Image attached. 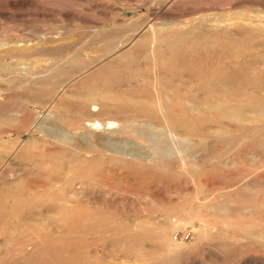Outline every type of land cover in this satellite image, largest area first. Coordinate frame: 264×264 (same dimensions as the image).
Masks as SVG:
<instances>
[{"label": "rangeland", "instance_id": "rangeland-1", "mask_svg": "<svg viewBox=\"0 0 264 264\" xmlns=\"http://www.w3.org/2000/svg\"><path fill=\"white\" fill-rule=\"evenodd\" d=\"M0 264H264V0H0Z\"/></svg>", "mask_w": 264, "mask_h": 264}, {"label": "bare ground", "instance_id": "bare-ground-1", "mask_svg": "<svg viewBox=\"0 0 264 264\" xmlns=\"http://www.w3.org/2000/svg\"><path fill=\"white\" fill-rule=\"evenodd\" d=\"M148 38V37H147ZM139 39V38H138ZM154 39V38H153ZM152 39V40H153ZM129 40V39H128ZM151 40V39H150ZM140 42V41H139ZM155 42V41H154ZM139 44V43H138ZM146 45V44H145ZM156 45V44H155ZM141 46H142V43H141ZM174 48H175V46H174ZM173 48V49H174ZM133 49V48H132ZM149 49H150V47H149ZM172 49V50H173ZM144 50L145 49H141L140 50V53H144V55H145V57H144V59H146L147 58V56H146V51L144 52ZM130 51V50H129ZM132 51H134V50H132ZM158 52H159V50H157ZM157 52V53H158ZM155 53V52H154ZM132 54V53H131ZM124 55V54H123ZM126 55V54H125ZM150 55H151V53H150ZM174 55V53H172L171 54V57ZM132 56V55H131ZM153 56V55H152ZM133 57V56H132ZM136 57V56H135ZM128 58V57H127ZM131 58V57H130ZM152 58V57H151ZM120 59V58H119ZM125 59V58H124ZM136 59H137V57H136ZM140 59V58H139ZM138 59V60H139ZM173 59V61L175 60V58H172ZM118 60V59H117ZM116 61V60H115ZM120 61V60H119ZM118 61V62H119ZM127 61V60H126ZM154 61V62H153ZM153 67L156 69L157 68V65H156V62H155V57L153 58ZM157 61V60H156ZM128 62V61H127ZM131 62H133V61H131ZM136 62V61H135ZM123 63V62H122ZM134 63V62H133ZM132 63V64H133ZM149 62L146 60L145 61V64L146 65H149L148 64ZM129 64V63H128ZM109 65V64H108ZM142 65H144V64H142ZM173 65H175V63H171V65L169 66L170 68H172L173 67ZM56 66V65H55ZM58 67V66H57ZM131 67V66H130ZM134 67H136V65L134 66ZM152 67V68H153ZM113 68V67H112ZM111 68V69H112ZM116 68V67H115ZM64 69V68H63ZM151 69V68H150ZM59 70V69H58ZM126 70V69H125ZM124 70V71H125ZM129 70V69H128ZM61 71V70H60ZM151 71V70H150ZM75 72V71H74ZM149 72V71H148ZM132 73V72H131ZM138 73V72H137ZM115 74L116 75H118V73H117V71L116 72H114V73H112L111 75H113V76H115ZM139 74V73H138ZM154 74V73H153ZM61 75V74H60ZM137 75V74H136ZM91 77H92V75H91ZM137 77V76H136ZM67 78H69V77H67ZM111 78H112V76H107V77H104V75H103V73L102 74H100L99 76H97V77H94V78H92L91 79V85H92V87H94V89H96V87L97 88H101V89H109L110 87H112L113 86V81H111ZM117 78H119V80L121 81V79H120V77H117ZM134 78V77H133ZM140 78H142V76H140ZM153 78V77H152ZM113 79V78H112ZM138 79V78H137ZM151 79V78H150ZM134 80V79H133ZM132 80V81H133ZM141 81V80H140ZM79 82H80V80H79ZM117 82V81H116ZM167 82V81H166ZM125 83V82H124ZM123 83V84H124ZM142 83V82H141ZM154 83V82H153ZM176 83V82H175ZM174 83V84H175ZM116 84V83H115ZM120 84V83H119ZM178 84V83H177ZM84 85V84H83ZM157 86H156V89H155V93H153V94H148V92H147V90L145 89V88H147V84H144V89L143 90H137V89H132V90H130V94H133V95H135L136 97H141V99H145V98H142V97H146V99L150 102V103H152V102H155L157 105L158 104H160V94H162L160 91V84L159 83H157L156 84ZM74 86V85H73ZM152 87V86H151ZM168 89V88H167ZM151 90H153V88L151 89ZM172 90V89H171ZM79 91V90H78ZM90 91H91V93H86L85 94V97H88V98H90V97H92L93 99H95V97H96V92L95 91H93V88H91L90 89ZM163 91V90H162ZM164 91H166V90H164ZM168 91V90H167ZM180 92V91H179ZM73 93V92H72ZM99 94L100 95H103V91L101 90L100 92H99ZM126 94H128V93H126ZM168 95V94H167ZM181 95V94H180ZM187 95V94H186ZM94 96V97H93ZM120 96V95H119ZM163 96V95H162ZM166 96V95H165ZM182 96V95H181ZM180 98V96L177 98V96H176V99H179ZM182 98H183V96H182ZM172 99V98H171ZM170 99V100H171ZM185 99V98H184ZM105 100V99H104ZM109 100V99H108ZM169 100V99H168ZM180 100V99H179ZM188 100H191V99H188ZM113 101V100H112ZM192 101V100H191ZM119 102V101H118ZM168 102V101H167ZM184 102V101H183ZM123 103V102H122ZM172 103H174V102H172ZM93 104V103H92ZM91 105V104H90ZM186 105V104H185ZM51 107V106H50ZM54 107V106H53ZM82 107V109H84L85 111H86V106L85 105H83V106H81ZM100 107V106H99ZM89 108V107H88ZM111 108L112 109H117V108H119V107H117V106H114V105H111ZM132 109H135V111H136V116L138 117V120H142L143 122H150V123H155V122H153L154 120H156V114H154L150 109L149 110H147V109H144V108H142V107H139L138 105L137 106H134V108H132ZM69 111V110H68ZM80 112V111H79ZM103 112V111H102ZM58 113V112H57ZM110 113V112H109ZM83 114V113H82ZM121 114V113H120ZM125 114V113H124ZM127 114V113H126ZM62 115V114H61ZM113 115V114H112ZM66 116V115H65ZM103 116V115H102ZM84 117V116H83ZM104 117H106V116H104ZM126 117V116H125ZM117 119V118H116ZM90 120V119H89ZM172 120V119H171ZM171 120H170V117L168 116L167 118H166V120H164V121H166V123H170V124H174L175 122H171ZM130 121H132V120H130ZM134 122H136V121H134ZM138 122V121H137ZM109 124H111V121L109 122ZM114 124V123H113ZM155 124H158V123H155ZM110 126V125H109ZM140 126H142V125H140ZM163 128V127H162ZM166 128V127H165ZM168 129V128H167ZM143 131V130H142ZM125 134V133H124ZM140 138V137H139ZM141 138H142V140L144 139V137H143V135H141ZM137 140V139H136ZM153 155V154H152ZM125 159V158H124ZM128 162V161H127ZM18 202V201H17ZM28 204V203H27ZM60 209V208H59ZM61 211V210H60Z\"/></svg>", "mask_w": 264, "mask_h": 264}, {"label": "built area", "instance_id": "built-area-1", "mask_svg": "<svg viewBox=\"0 0 264 264\" xmlns=\"http://www.w3.org/2000/svg\"><path fill=\"white\" fill-rule=\"evenodd\" d=\"M190 235H191V232L188 230H184V231L176 230L173 233V238L175 240L177 239L188 240L190 239Z\"/></svg>", "mask_w": 264, "mask_h": 264}]
</instances>
